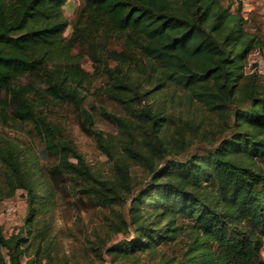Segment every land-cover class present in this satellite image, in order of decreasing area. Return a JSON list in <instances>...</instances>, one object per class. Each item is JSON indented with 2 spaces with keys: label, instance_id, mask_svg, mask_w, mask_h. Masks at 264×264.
Masks as SVG:
<instances>
[{
  "label": "trees",
  "instance_id": "16d2710c",
  "mask_svg": "<svg viewBox=\"0 0 264 264\" xmlns=\"http://www.w3.org/2000/svg\"><path fill=\"white\" fill-rule=\"evenodd\" d=\"M67 3L0 0V201L23 190L27 202L17 232L0 223V264H60L47 217L58 195L101 210L84 240L103 264H264V84L246 69L264 48L256 13L240 0L236 12L232 0H82L71 21ZM55 109L107 160L90 161Z\"/></svg>",
  "mask_w": 264,
  "mask_h": 264
},
{
  "label": "rangeland",
  "instance_id": "374dc122",
  "mask_svg": "<svg viewBox=\"0 0 264 264\" xmlns=\"http://www.w3.org/2000/svg\"><path fill=\"white\" fill-rule=\"evenodd\" d=\"M232 1L234 3L232 9L234 10V5L237 7V1ZM81 2L82 0H75L73 2V7L65 8V13L71 21L75 18L76 11ZM256 16L257 24H254L253 27H256L255 25L261 27L260 35L264 39V13L258 12ZM249 30H251L250 27ZM71 33L72 26L70 25L65 31V36L70 37ZM255 65H257V71L261 76V83L264 84V48L255 50L248 56L246 69L253 70ZM83 66L89 72H93L92 63L88 58H85ZM100 83L101 82L98 81L96 85ZM88 101L97 103L95 97L92 95L88 97ZM109 109L114 112H119L117 107L114 106H109ZM53 114L55 117L65 122L77 146L85 153L90 161L93 163H100L107 160L106 156L97 149L93 139L81 130V127L74 121L72 116L57 109L53 111ZM95 125L104 132H115V126L102 116L96 117ZM9 132L11 135H15L13 131L9 130ZM200 148L202 149L201 144L197 143L194 147V151ZM132 172L133 174H142L141 168H133ZM1 173L2 169L0 168V178ZM26 214L27 202L23 190L17 191L16 195L12 198L0 201V223L6 235H11L19 230L25 222ZM102 216L101 210L99 209H86V207L82 205L80 209L79 206L77 209L70 203L65 202L60 195L57 196L49 208L47 217L52 225V238L54 241L53 254L60 264H66V262L68 264H103L98 258L90 254L88 255L84 240L86 235H91L93 233L94 227L102 223ZM122 239L123 236L120 234L114 241H120ZM89 256H91V259L87 258ZM106 259L108 258L106 257Z\"/></svg>",
  "mask_w": 264,
  "mask_h": 264
},
{
  "label": "crops",
  "instance_id": "0c3cea01",
  "mask_svg": "<svg viewBox=\"0 0 264 264\" xmlns=\"http://www.w3.org/2000/svg\"><path fill=\"white\" fill-rule=\"evenodd\" d=\"M75 0H68V3L66 4L65 8H71L73 7V2ZM80 1V0H78ZM242 2V13L245 17H248L251 15V13H258L262 12L264 13V0H240ZM239 7V0H237V7L234 5V10H236ZM263 256H264V250H263Z\"/></svg>",
  "mask_w": 264,
  "mask_h": 264
},
{
  "label": "built area",
  "instance_id": "2783aa9c",
  "mask_svg": "<svg viewBox=\"0 0 264 264\" xmlns=\"http://www.w3.org/2000/svg\"><path fill=\"white\" fill-rule=\"evenodd\" d=\"M256 70H257V67H256ZM249 72H251V71H254V69L253 70H248Z\"/></svg>",
  "mask_w": 264,
  "mask_h": 264
}]
</instances>
